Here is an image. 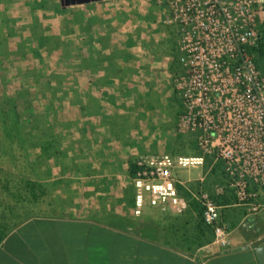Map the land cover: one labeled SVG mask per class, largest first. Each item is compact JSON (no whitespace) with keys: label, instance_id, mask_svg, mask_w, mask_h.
Returning <instances> with one entry per match:
<instances>
[{"label":"rangeland","instance_id":"1","mask_svg":"<svg viewBox=\"0 0 264 264\" xmlns=\"http://www.w3.org/2000/svg\"><path fill=\"white\" fill-rule=\"evenodd\" d=\"M66 1L0 0V240L42 211L32 199L54 202L59 184L78 198L89 189L117 199L115 211L129 215L138 154L196 151L194 134L175 128L173 36L159 9L145 0ZM177 176L189 209L171 217L172 234L208 250L215 239L202 223L201 196L215 195L223 177L208 163ZM216 201L231 234L245 211L231 195Z\"/></svg>","mask_w":264,"mask_h":264},{"label":"built area","instance_id":"2","mask_svg":"<svg viewBox=\"0 0 264 264\" xmlns=\"http://www.w3.org/2000/svg\"><path fill=\"white\" fill-rule=\"evenodd\" d=\"M173 36L170 84L179 102L177 134L193 133L190 154L145 152L130 163L133 212L145 206L172 215L189 209L179 171L207 163L222 176L215 195L201 196L202 223L215 243L230 244L216 197L231 195L245 216L264 206V0H145Z\"/></svg>","mask_w":264,"mask_h":264},{"label":"crops","instance_id":"3","mask_svg":"<svg viewBox=\"0 0 264 264\" xmlns=\"http://www.w3.org/2000/svg\"><path fill=\"white\" fill-rule=\"evenodd\" d=\"M56 188L61 194L54 202L32 199L42 211L18 220L0 240V264H259L255 247L264 242V206L241 216L227 248L215 243L192 250L172 234L171 217L183 214L147 205L140 216L133 210L120 215L117 199L89 189L78 198L71 184ZM260 196L264 203V189Z\"/></svg>","mask_w":264,"mask_h":264},{"label":"water","instance_id":"4","mask_svg":"<svg viewBox=\"0 0 264 264\" xmlns=\"http://www.w3.org/2000/svg\"><path fill=\"white\" fill-rule=\"evenodd\" d=\"M89 0H77L78 3H82V2H87ZM72 4L75 3V0H71V1H66L65 3H63V5H67V4ZM245 247V246H244ZM242 248V247H239ZM239 248H235V249H239ZM234 250V249H231ZM229 250H226L225 252H227ZM255 254L257 256V260L259 262V264H264V242H262L261 244H259L258 246L255 247Z\"/></svg>","mask_w":264,"mask_h":264},{"label":"trees","instance_id":"5","mask_svg":"<svg viewBox=\"0 0 264 264\" xmlns=\"http://www.w3.org/2000/svg\"><path fill=\"white\" fill-rule=\"evenodd\" d=\"M130 173H132V170L130 169Z\"/></svg>","mask_w":264,"mask_h":264}]
</instances>
